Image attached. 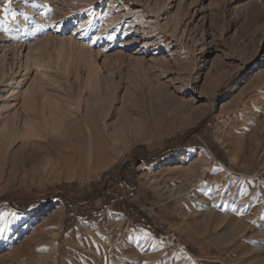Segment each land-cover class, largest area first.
I'll list each match as a JSON object with an SVG mask.
<instances>
[{
	"label": "rangeland",
	"instance_id": "1",
	"mask_svg": "<svg viewBox=\"0 0 264 264\" xmlns=\"http://www.w3.org/2000/svg\"><path fill=\"white\" fill-rule=\"evenodd\" d=\"M5 3L0 264H264V0Z\"/></svg>",
	"mask_w": 264,
	"mask_h": 264
},
{
	"label": "bare ground",
	"instance_id": "2",
	"mask_svg": "<svg viewBox=\"0 0 264 264\" xmlns=\"http://www.w3.org/2000/svg\"><path fill=\"white\" fill-rule=\"evenodd\" d=\"M107 21V20H106ZM110 21V20H109ZM111 23H112V21H111ZM113 29V28H112ZM175 31V30H174ZM116 33V32H115ZM123 35H124V32H121ZM121 34V35H122ZM122 37H125V36H122ZM141 45H142V48H145L146 46L144 45V43H141ZM131 63H132V65L134 66V67H136V68H138V70H144V71H146V69H147V63L143 60V59H134V60H131ZM152 64V63H151ZM154 65V64H153ZM152 68H153V70H154V68H155V66H152ZM98 70H99V68H96V72H98ZM95 72V73H96ZM256 82H257V80H256ZM260 83V82H259ZM20 84H22L21 83V80H20V82L15 86V87H13L12 89H11V93L9 94L10 95V100H9V102H6L5 103V111L7 112V113H10V111H9V109L11 108V107H15V104L13 103V101L15 100V98H16V96L21 92L20 90H19V87H20ZM254 84V86H255V84H257V83H253ZM259 85V84H258ZM261 86V85H260ZM256 87H257V85H256ZM2 93V92H1ZM2 100V98H0V101ZM12 109V108H11ZM77 109V108H76ZM77 110H79V109H77ZM71 112H70V121L69 122H64V120H65V118H67V114L66 113H58L57 112V109H56V107H54L50 112H48V114H47V112L45 111V110H42V117L46 120V122H47V124L48 125H50L51 126V129L52 130H55V131H61V130H63V134L65 133V134H67L66 136H70V138H71V136L75 139V140H77L78 138H79V135H77V134H73V135H71L69 132H67V130H70V128H72L73 127V124H74V122H76L75 120H76V118L78 117V111H76L75 112V110L74 111H72V110H70ZM80 111V110H79ZM92 112L93 111H90V112H86V114H85V124L88 126V128H89V130L91 131V136L89 135L88 137H92V139L93 140H95L96 141V137H95V134H94V119L95 118H93L92 117ZM105 113V112H104ZM23 115H25V116H27L26 114H23L22 113V116ZM8 116V115H7ZM76 117V118H73V117ZM84 116V115H83ZM104 116V115H103ZM8 117H11L10 115L8 116ZM8 117H6V118H8ZM5 118V119H6ZM72 118H73V120H72ZM9 119H11V118H9ZM8 119V120H9ZM84 120V119H83ZM80 121V120H79ZM10 122H13L12 120H10ZM96 122H97V119H96ZM75 125V124H74ZM84 125V124H83ZM65 126H67L66 128H69V129H64V127ZM86 126V127H87ZM79 127H81V125H79ZM74 128H75V126H74ZM78 128V127H77ZM77 128H75V129H77ZM73 129V128H72ZM75 131V130H74ZM80 131V130H79ZM86 132V131H85ZM77 133V132H76ZM90 133V132H89ZM88 134V133H87ZM86 135V134H85ZM84 137V136H83ZM87 137V136H86ZM82 138V137H81ZM85 138V137H84ZM89 139V138H88ZM96 152H97V150L96 151H94V154L96 155Z\"/></svg>",
	"mask_w": 264,
	"mask_h": 264
},
{
	"label": "snow or ice",
	"instance_id": "3",
	"mask_svg": "<svg viewBox=\"0 0 264 264\" xmlns=\"http://www.w3.org/2000/svg\"><path fill=\"white\" fill-rule=\"evenodd\" d=\"M10 3H11V0H6V3L4 4V7H3V11H4L5 13L8 12V10H9V6H10ZM189 259H190V257H189ZM193 264H195L194 261H193Z\"/></svg>",
	"mask_w": 264,
	"mask_h": 264
}]
</instances>
